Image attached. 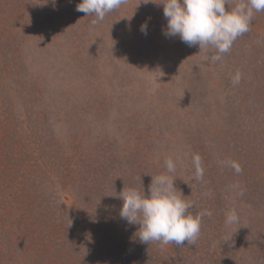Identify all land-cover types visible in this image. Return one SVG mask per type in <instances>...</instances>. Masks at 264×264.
Instances as JSON below:
<instances>
[{
	"label": "rangeland",
	"instance_id": "rangeland-1",
	"mask_svg": "<svg viewBox=\"0 0 264 264\" xmlns=\"http://www.w3.org/2000/svg\"><path fill=\"white\" fill-rule=\"evenodd\" d=\"M80 2L0 0V264H264V11L211 62L163 34V6L93 23ZM168 158L211 212L195 245L140 243L119 216Z\"/></svg>",
	"mask_w": 264,
	"mask_h": 264
},
{
	"label": "clouds",
	"instance_id": "clouds-1",
	"mask_svg": "<svg viewBox=\"0 0 264 264\" xmlns=\"http://www.w3.org/2000/svg\"><path fill=\"white\" fill-rule=\"evenodd\" d=\"M124 0H81L76 5L77 12L84 16H94L96 23L104 20L106 14L119 8ZM145 5L151 3L163 6V16L167 20L163 34L168 38L179 37L189 47L200 49L210 47L214 50L211 62L219 61L228 53L236 39L250 31L256 12L264 11V0H141ZM55 4V0H52ZM227 5V8H226ZM147 21L142 23L141 32L147 35ZM240 82L237 73L233 84ZM195 180H202L204 168L201 157L193 156ZM237 174L242 172L239 163L229 161ZM167 173L152 176L148 193L134 187L123 188L118 198L122 200L119 216L128 225H138L134 234L140 243L160 242L161 245H195L201 231V221L210 211L192 214V201L177 191L175 178L170 175L176 171L172 158L165 161ZM242 195V193H241ZM226 224L239 223L235 210L226 215ZM228 241V240H225ZM186 242V243H185Z\"/></svg>",
	"mask_w": 264,
	"mask_h": 264
}]
</instances>
